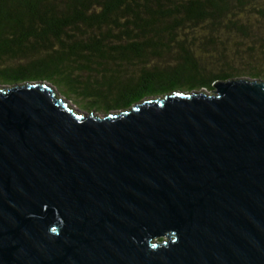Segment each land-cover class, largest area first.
I'll return each mask as SVG.
<instances>
[{
	"label": "water",
	"instance_id": "95a60500",
	"mask_svg": "<svg viewBox=\"0 0 264 264\" xmlns=\"http://www.w3.org/2000/svg\"><path fill=\"white\" fill-rule=\"evenodd\" d=\"M103 117L0 85V264H264V81Z\"/></svg>",
	"mask_w": 264,
	"mask_h": 264
},
{
	"label": "trees",
	"instance_id": "16d2710c",
	"mask_svg": "<svg viewBox=\"0 0 264 264\" xmlns=\"http://www.w3.org/2000/svg\"><path fill=\"white\" fill-rule=\"evenodd\" d=\"M241 75L264 81V0H0V85L106 115Z\"/></svg>",
	"mask_w": 264,
	"mask_h": 264
},
{
	"label": "rangeland",
	"instance_id": "374dc122",
	"mask_svg": "<svg viewBox=\"0 0 264 264\" xmlns=\"http://www.w3.org/2000/svg\"><path fill=\"white\" fill-rule=\"evenodd\" d=\"M240 78H247L246 76L244 75H241ZM47 87H49L50 89H52V92L53 94L56 96V97H60L62 102L65 103V105L75 111H80L81 113L83 114H86L87 112H91L93 115L95 116H98V117H103V113L101 112H98V111H89L88 109H83V105H81L80 103H78L77 101L74 100V98H72L68 93H66L65 91H62L61 89H57L55 91V88L50 86V84L48 83H44ZM2 87H4V85H2ZM194 92V91H193ZM195 92H199V91H195ZM206 94H209L211 93V91H202ZM82 109V110H81ZM113 112V111H111Z\"/></svg>",
	"mask_w": 264,
	"mask_h": 264
}]
</instances>
